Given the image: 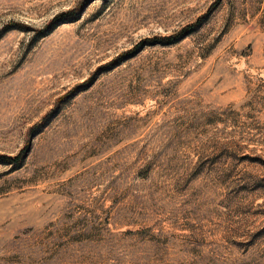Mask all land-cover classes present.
Masks as SVG:
<instances>
[{"label": "rangeland", "instance_id": "374dc122", "mask_svg": "<svg viewBox=\"0 0 264 264\" xmlns=\"http://www.w3.org/2000/svg\"><path fill=\"white\" fill-rule=\"evenodd\" d=\"M0 155V264H264V0H0Z\"/></svg>", "mask_w": 264, "mask_h": 264}, {"label": "trees", "instance_id": "16d2710c", "mask_svg": "<svg viewBox=\"0 0 264 264\" xmlns=\"http://www.w3.org/2000/svg\"><path fill=\"white\" fill-rule=\"evenodd\" d=\"M63 15H65L64 13L63 14H61L60 16H63ZM183 33H181L180 34V37H177V38H175V39H173V37H172V39L173 40H171V41H167L168 39H170V38H167V39H160V40H166V41H161L160 43H163V44H167V43H172V42H175L178 38H183L185 35H182ZM179 36V35H178ZM7 161H11V159L9 158V157H7V156H5V155H0V162H7Z\"/></svg>", "mask_w": 264, "mask_h": 264}]
</instances>
